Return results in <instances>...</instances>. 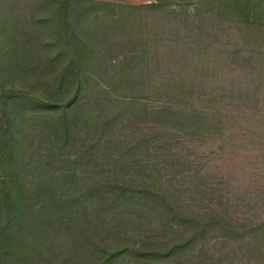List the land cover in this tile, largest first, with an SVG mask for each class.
Segmentation results:
<instances>
[{
	"label": "trees",
	"instance_id": "obj_1",
	"mask_svg": "<svg viewBox=\"0 0 264 264\" xmlns=\"http://www.w3.org/2000/svg\"><path fill=\"white\" fill-rule=\"evenodd\" d=\"M224 135L263 177L264 0H0V264L264 258V190L188 147Z\"/></svg>",
	"mask_w": 264,
	"mask_h": 264
},
{
	"label": "rangeland",
	"instance_id": "obj_2",
	"mask_svg": "<svg viewBox=\"0 0 264 264\" xmlns=\"http://www.w3.org/2000/svg\"><path fill=\"white\" fill-rule=\"evenodd\" d=\"M104 2L113 3H129L134 5H141L152 2V0H98ZM226 136L223 138L219 136L210 137L205 141H196L189 143L191 152L197 153L195 157H198L197 162L204 161L206 165L211 167V170L215 172L216 176H224V180L229 175L228 173L233 170V166L239 162L237 166V172H234V176L238 179H233L231 185L235 187L237 191L250 188L255 193H259L264 190V175L258 179L259 173L256 170L251 169L248 161L241 160L245 156V150L242 151L240 160L234 156L238 154L237 150L233 149L229 143H226ZM246 145V146H245ZM249 149L248 153L253 152V159L255 156L262 155L264 152V138L257 135L255 139H247L241 144V147ZM247 153V154H248ZM232 176V175H231ZM240 179V180H239ZM258 180L257 182H255ZM251 184V187H249ZM249 238L244 241H235L226 238H214L208 243L205 253L201 258H194L190 264H264V258H260V253L255 246L249 245ZM195 256H198L197 251Z\"/></svg>",
	"mask_w": 264,
	"mask_h": 264
}]
</instances>
